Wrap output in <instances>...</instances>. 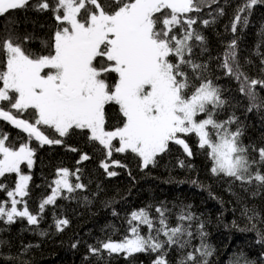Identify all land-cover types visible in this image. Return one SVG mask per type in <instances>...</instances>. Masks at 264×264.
Instances as JSON below:
<instances>
[{
  "label": "snow or ice",
  "instance_id": "6c2138e0",
  "mask_svg": "<svg viewBox=\"0 0 264 264\" xmlns=\"http://www.w3.org/2000/svg\"><path fill=\"white\" fill-rule=\"evenodd\" d=\"M28 4L29 0H0V16ZM213 4L219 0H40L35 9L51 10L57 22L51 41H42L47 53L26 48L30 36L21 41L9 32L0 40V118L41 145L63 142L46 135L42 126L59 137L86 134L106 158L114 152H130L141 159L144 168L155 166L157 156L168 151L171 143L181 145L191 156L183 136L195 134L198 147L208 149L212 174H223L242 185L255 182L257 191L264 189V147L252 148L258 159L251 156L241 140L243 129H232L239 118H216L228 101L223 90L207 77V63L199 61L207 48L205 37L193 26L198 20L208 26L215 23L216 16L225 14L224 8L218 7L215 14L209 13L211 20L201 19L198 14ZM257 4L264 0H242L237 5L232 33L237 32L238 24L248 25ZM217 59L219 68L236 81L238 91L249 101L247 110L264 108V97L257 91V86L264 89V77L251 78L243 70L235 38ZM25 113L28 116L20 118ZM7 139V134L0 132V178L15 173L18 182L11 189L0 183V190L10 198L0 201V220L11 224L17 218H27L35 225L38 215L32 214L23 200L30 194L31 176L21 172V165L32 167L35 150L28 142L16 146L6 143ZM81 159L89 157L83 154ZM111 165L126 167L120 161L102 162L110 177L118 174L108 170ZM57 176L51 195L39 204L40 212L54 204L63 190L72 193L85 187L69 183L68 169H60ZM155 211V218L145 208L133 211L128 220L130 235L118 242L111 238L100 241L99 247L90 245V253L100 255L106 250L108 255L129 257L157 253L153 264H169L167 255L173 247H192V239L198 236L199 246L182 255L179 264H209L215 250L206 242L204 221L190 206L180 210L175 226L169 223L168 208L161 206ZM249 211L245 209L244 214ZM255 216L253 212L248 218ZM68 223L59 219L56 226L63 230ZM141 226L147 227L146 235ZM232 264L252 262L238 255Z\"/></svg>",
  "mask_w": 264,
  "mask_h": 264
},
{
  "label": "trees",
  "instance_id": "16d2710c",
  "mask_svg": "<svg viewBox=\"0 0 264 264\" xmlns=\"http://www.w3.org/2000/svg\"><path fill=\"white\" fill-rule=\"evenodd\" d=\"M39 2L29 0L25 8L0 16V40L9 32L21 41L30 36L32 39L24 46L46 54L48 50L42 41H51L57 22L51 10L40 12L35 9L34 5ZM240 3L242 0H219V4L205 8L198 15L201 19L211 20L209 13L215 14L218 7H223L225 14L216 16L215 23L208 26L198 20L193 27L205 37L207 48L199 56V61L207 63V77L223 90V98L228 101L218 110L216 118L238 117L232 129H243L241 140L249 147L251 156L258 159V152H253L252 148L264 147V108L247 110L249 101L238 91L236 81L219 68L221 61L217 59L235 38L243 70L251 78L264 77L261 72L264 68L261 64L264 59V4L254 6L248 25L238 24L237 32L232 33L231 22ZM0 60H3L2 53ZM257 91L264 97V89L257 86ZM27 116L25 113L20 118ZM42 130L50 138L63 142L41 145L0 118V132L8 137L6 143L19 146L28 142L35 150L32 168L23 165L31 176L30 194L23 200L27 202L29 211L38 215L35 225L30 224L27 218H17L11 224L6 219L0 220V264H153L157 253H136L129 257L122 253L108 255L105 250L94 255L90 253L89 246L99 247L100 241L109 238L120 241L130 235L128 220L133 211L145 208L155 218L158 216L155 209L161 206L169 209L167 215L172 226L176 225V217L185 206H190L191 211L204 221L208 233L206 242L215 250L208 258L209 264H232L238 255L252 264H264V189L257 191L255 182L242 185L223 174H212L213 162L208 149L198 147L195 134L183 136L189 144L191 156L181 145L171 143L168 151L157 156L155 166L144 168L141 159L130 152H114L111 158H106L101 147L88 140L86 134L76 132L59 137L51 128L42 126ZM73 148L76 151H72ZM83 154H87L89 159L82 160ZM113 160L126 167L111 165L108 170L118 174L110 177L101 165L102 162L111 164ZM60 169L70 171L71 184L81 183L85 187L72 193L63 190L54 204L46 205L40 212L39 204L51 193L52 182L58 178ZM16 178L15 173L6 174L0 181L11 189L15 187ZM9 199L6 191L0 190V201ZM245 209L251 211L245 215ZM253 212L256 216L249 220ZM59 219L69 221L63 230L56 226ZM147 232V227L141 226V233L146 235ZM199 244L197 236L192 239V247L184 250L173 247L167 255L169 264H179L182 255L193 251Z\"/></svg>",
  "mask_w": 264,
  "mask_h": 264
},
{
  "label": "rangeland",
  "instance_id": "374dc122",
  "mask_svg": "<svg viewBox=\"0 0 264 264\" xmlns=\"http://www.w3.org/2000/svg\"><path fill=\"white\" fill-rule=\"evenodd\" d=\"M29 146L31 147V145L29 144ZM32 148V147H31ZM33 159H34V157H33ZM27 166V165H26ZM33 166V165H32ZM28 169H31V168H29V167H27ZM21 172H22V174H26V175H30V173L29 172H26V170L24 169V166L23 165H21ZM69 174H70V171H69ZM16 176H17V178H16V183L18 182V175L16 174ZM1 179V178H0ZM68 180H69V176H68ZM0 183H1V181H0ZM30 183V181L28 182V184ZM69 183H71L70 182V180H69ZM49 195H51V193L49 194ZM48 195V196H49ZM59 197V196H58ZM57 197V198H58ZM47 198V197H46ZM17 199H21L20 197H17ZM18 207V206H17Z\"/></svg>",
  "mask_w": 264,
  "mask_h": 264
},
{
  "label": "water",
  "instance_id": "95a60500",
  "mask_svg": "<svg viewBox=\"0 0 264 264\" xmlns=\"http://www.w3.org/2000/svg\"><path fill=\"white\" fill-rule=\"evenodd\" d=\"M14 126V125H13ZM15 127V126H14ZM27 134V133H26Z\"/></svg>",
  "mask_w": 264,
  "mask_h": 264
},
{
  "label": "bare ground",
  "instance_id": "6f19581e",
  "mask_svg": "<svg viewBox=\"0 0 264 264\" xmlns=\"http://www.w3.org/2000/svg\"><path fill=\"white\" fill-rule=\"evenodd\" d=\"M45 145V144H44Z\"/></svg>",
  "mask_w": 264,
  "mask_h": 264
}]
</instances>
